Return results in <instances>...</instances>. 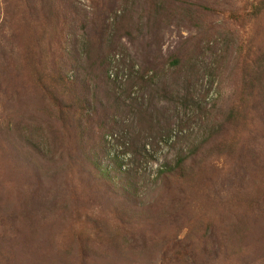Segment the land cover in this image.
Returning a JSON list of instances; mask_svg holds the SVG:
<instances>
[{"label":"rangeland","instance_id":"obj_1","mask_svg":"<svg viewBox=\"0 0 264 264\" xmlns=\"http://www.w3.org/2000/svg\"><path fill=\"white\" fill-rule=\"evenodd\" d=\"M0 264H264V0H0Z\"/></svg>","mask_w":264,"mask_h":264},{"label":"trees","instance_id":"obj_2","mask_svg":"<svg viewBox=\"0 0 264 264\" xmlns=\"http://www.w3.org/2000/svg\"><path fill=\"white\" fill-rule=\"evenodd\" d=\"M258 11H260V9ZM113 84H114V86H112V96H113V98L115 100L116 107L115 108L113 107L114 108V111H113L114 115H112L113 123L110 125V128H111V131H114L115 129H117L116 131H119L121 125L124 124V120H125V118L123 117V110L122 109L120 110V107H119L120 105H123V103H126L125 99L123 100L122 95H125V97L127 99H129L130 98L129 94H130V90H131L130 87L133 86V84H131L127 88L125 87L124 90L120 89L121 90V94L120 95H117V90L116 89H118V87L116 86L115 83H113ZM67 86L69 88L70 87L72 88V85H71L70 82H67ZM128 88H129V94H128ZM136 102L137 101L135 100L132 103H136ZM80 103H81L80 107L83 110V117L86 119L87 122H89L91 120V118H90V115L87 114V112H86L87 109H88L86 107V103L83 100H80ZM124 105L130 107V104L129 105L124 104ZM119 110H120V112L118 113ZM93 112H95V110ZM118 116H120L121 119L119 121L114 120V119L118 118ZM144 119L147 122H149V123H150V121H154L155 120V119H152V118H150L151 120H149L147 118H144ZM110 121H112V120L110 119ZM166 129L167 128H161V130L156 131V132H145V134L141 137L143 139V142H142V145H141L140 148L137 147L135 145V143H134L135 141L138 140V138L132 137L133 139L132 138L129 139V140H132V141H130V144H129L132 156L135 157V158H139V159L140 158H144L143 154L147 153V145L154 146V144L157 142V138L159 139V138L162 137V135H163L162 133H165V134L168 133V131H166ZM130 135H132V134L130 133ZM127 139H128V137H127ZM138 160L135 159L134 161H138ZM187 161H188V158L187 157H182V156H177L174 160L167 161L165 163V165L160 167V169L158 171V178H160V177L165 178V177L178 176L179 173L186 168ZM95 167H96V170L99 172V174L102 177L109 178L107 175H110L109 174L110 170H108L107 168H105V169L102 168L101 169V166H99V165H95ZM121 167H122V165L120 164L119 167H118L117 173H120L119 174L120 176L126 177V179H127V181H126V189L128 190L129 188L127 186L130 185L129 178L134 176V170L130 168L127 171L123 172L121 170Z\"/></svg>","mask_w":264,"mask_h":264}]
</instances>
